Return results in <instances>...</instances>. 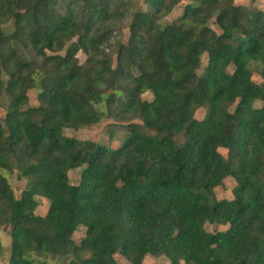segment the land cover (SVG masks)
<instances>
[{
  "label": "trees",
  "instance_id": "16d2710c",
  "mask_svg": "<svg viewBox=\"0 0 264 264\" xmlns=\"http://www.w3.org/2000/svg\"><path fill=\"white\" fill-rule=\"evenodd\" d=\"M143 2L0 0L6 264L50 255L53 264H120L117 253L133 264L149 254L169 264H264V9ZM105 119L122 133L117 147L65 134ZM9 175L25 179L19 197ZM228 177L234 198L211 204Z\"/></svg>",
  "mask_w": 264,
  "mask_h": 264
},
{
  "label": "rangeland",
  "instance_id": "374dc122",
  "mask_svg": "<svg viewBox=\"0 0 264 264\" xmlns=\"http://www.w3.org/2000/svg\"><path fill=\"white\" fill-rule=\"evenodd\" d=\"M237 3H241L244 5H251L254 4L262 9H264V0H235ZM187 1L183 2V4L178 5L173 12L168 15L167 17H165L163 19L164 23H168L171 22L173 19H175L178 15H180L182 13L183 10V6L184 4H186ZM137 6L138 8H145V3L143 2V0H137ZM212 26L218 30V26L216 24H214L213 22L211 23ZM7 30L10 29V27H6ZM79 57L81 60L85 59V54L83 52L79 53ZM207 62V58L204 57L203 59V66L206 64ZM254 78L257 82H262V76L260 75V72L255 70L254 72ZM37 93H38V87L33 88L29 91V96H30V105H37L38 101H37ZM145 98L147 99H152L153 95L151 92H147L144 95ZM7 104L6 101H4L3 106H5ZM261 102L258 101L257 105H260ZM1 113L2 115H4L5 113V107H1ZM206 113V109L205 107H201L197 110L196 112V117L198 119H202L204 117ZM111 122L110 119H105L102 122H100L97 125H93L91 127H85V128H81L79 130H75L72 128H66L65 129V134L66 135H70V136H75L79 139H83V140H95L98 142H101L105 145H111L114 147H117L120 144V141H122V133H118L116 135H113L112 133L109 132L108 130V124ZM124 136V134H123ZM221 152L226 154V149L224 148H220ZM79 177H80V170L76 169V170H71L70 171V178H71V182L76 184L79 181ZM9 178L12 182L13 188L15 190L16 195L19 197L22 190L25 187V179L23 180H19L15 175H9ZM236 182L232 177H228L227 179L224 180V182L219 185L218 187H216L215 189V194L209 198V202L211 204H215V202L217 200H221V199H233L234 198V186H235ZM50 205V201L47 198L41 197V204L37 209V213L41 214V215H45L48 208ZM207 228L210 231H214V230H225L227 228L226 225H214V224H207ZM85 233L84 227L80 226L75 234H74V238L76 239L77 242H80L81 239L83 238ZM0 241L3 244V246L5 247V254H4V258H0V264H6L5 261L8 260V251L6 250V247H10L11 246V236L9 234V227L6 225L0 226ZM48 257V258H47ZM47 257H41V261L39 262V264H53V261L56 259L54 256L50 255ZM116 259L119 261L120 264H133L131 263L129 260H127L122 254L117 253L116 254ZM68 259L67 258H63L62 261L66 262ZM142 264H169V260L166 257H160V258H155L154 256H152L151 254L147 255L146 258L144 259Z\"/></svg>",
  "mask_w": 264,
  "mask_h": 264
}]
</instances>
